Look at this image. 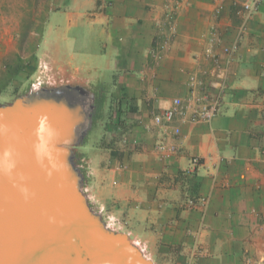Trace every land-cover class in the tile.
<instances>
[{
  "label": "crops",
  "instance_id": "crops-1",
  "mask_svg": "<svg viewBox=\"0 0 264 264\" xmlns=\"http://www.w3.org/2000/svg\"><path fill=\"white\" fill-rule=\"evenodd\" d=\"M56 3L47 29L84 37L80 82L111 85L117 102L121 135L94 181L101 211L156 264H264V0L243 33L235 0ZM192 81L221 93L218 114L157 125Z\"/></svg>",
  "mask_w": 264,
  "mask_h": 264
},
{
  "label": "water",
  "instance_id": "water-1",
  "mask_svg": "<svg viewBox=\"0 0 264 264\" xmlns=\"http://www.w3.org/2000/svg\"><path fill=\"white\" fill-rule=\"evenodd\" d=\"M95 112L84 82L0 102V264H156L91 202L78 147Z\"/></svg>",
  "mask_w": 264,
  "mask_h": 264
},
{
  "label": "rangeland",
  "instance_id": "rangeland-1",
  "mask_svg": "<svg viewBox=\"0 0 264 264\" xmlns=\"http://www.w3.org/2000/svg\"><path fill=\"white\" fill-rule=\"evenodd\" d=\"M56 1L0 0L1 100H12L14 98L11 95L12 91L17 86L21 88L20 93H22L36 85L80 82L85 78V71L81 68L82 55L79 51L84 44V37L71 35L70 38L64 39L57 32L47 29L51 13L57 6ZM98 62L100 61H96ZM96 80L94 78L92 83H88L96 93L95 114L99 111L100 116L102 114L107 116V112L111 109L112 119L107 121L109 123L107 126L103 125L105 120H99L96 133L93 136L92 133L89 134L85 144L78 147V152L88 176L87 191L91 202L101 210L94 201L96 199L94 181L106 174L112 157L110 149L112 146L117 147L118 143L115 141L121 135V131L117 130L119 125L117 102L107 99L101 109V101H103L101 99L107 95L108 98L114 96V89L111 85L104 87ZM104 216L114 226L106 213Z\"/></svg>",
  "mask_w": 264,
  "mask_h": 264
},
{
  "label": "built area",
  "instance_id": "built-area-1",
  "mask_svg": "<svg viewBox=\"0 0 264 264\" xmlns=\"http://www.w3.org/2000/svg\"><path fill=\"white\" fill-rule=\"evenodd\" d=\"M261 0H235L236 3H241L242 9L240 13L242 15V23L240 26L241 33L246 31L249 20L255 10L258 9ZM224 50L229 53H235L238 50V45L233 47H225ZM196 84L192 81V93L184 101L182 98L177 97L173 101V105L165 109L162 114L156 115L154 121L157 125H165L171 123L177 116L182 119H188L190 121H211L220 111L222 103V95H211L208 92L198 94L196 92ZM181 132L180 127L174 128V133L179 134ZM157 149L163 153H172L177 150L175 145H168L167 142L162 139L157 145ZM200 158L198 156L193 157L191 166L186 169L185 174H192L195 167L200 164ZM189 204L193 207L196 205V200L191 199Z\"/></svg>",
  "mask_w": 264,
  "mask_h": 264
},
{
  "label": "trees",
  "instance_id": "trees-1",
  "mask_svg": "<svg viewBox=\"0 0 264 264\" xmlns=\"http://www.w3.org/2000/svg\"><path fill=\"white\" fill-rule=\"evenodd\" d=\"M20 92H21V88L19 86H17V87L14 88V90L12 91L11 95L15 97V96L19 95ZM101 100H103V101H101V109H102V107L106 104L107 96H104V99H101ZM0 101H3V100L0 99ZM111 114H112L111 109L107 112V116L104 115V114H102L100 116L99 115V111H98V113L95 114L94 125H93V128H92L91 132H90V134L92 133V136L96 133V130H97L98 126H99L98 121L99 120H105L106 122H104L103 125L106 124V126H107V124H109L107 121L112 119V115Z\"/></svg>",
  "mask_w": 264,
  "mask_h": 264
}]
</instances>
